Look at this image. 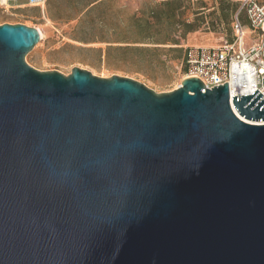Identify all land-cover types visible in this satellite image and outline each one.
Returning <instances> with one entry per match:
<instances>
[{"label":"water","instance_id":"obj_1","mask_svg":"<svg viewBox=\"0 0 264 264\" xmlns=\"http://www.w3.org/2000/svg\"><path fill=\"white\" fill-rule=\"evenodd\" d=\"M40 39L0 24V264H264V124L227 82L39 70Z\"/></svg>","mask_w":264,"mask_h":264},{"label":"rangeland","instance_id":"obj_2","mask_svg":"<svg viewBox=\"0 0 264 264\" xmlns=\"http://www.w3.org/2000/svg\"><path fill=\"white\" fill-rule=\"evenodd\" d=\"M90 1L46 0L43 6H32L25 0H8L0 4V24L23 23L42 30L41 39L25 55V61L39 70H57L67 75L73 67H79L99 77H131L156 92H167L186 78L183 55L187 46L217 45L230 39L234 11L224 19L222 9L227 4L237 9L240 4L239 0H185L184 16L191 20L192 11L201 10L197 20L200 25L180 38L179 44L162 45L156 43V29L166 27L167 20L153 26L152 38L141 40L131 18L144 10L145 3L154 7L160 0H102L92 11L93 22L86 29L74 28ZM120 6L122 9L117 11ZM241 19L248 24L244 13ZM256 34L246 29V43ZM168 46L175 49L167 50Z\"/></svg>","mask_w":264,"mask_h":264},{"label":"built area","instance_id":"obj_3","mask_svg":"<svg viewBox=\"0 0 264 264\" xmlns=\"http://www.w3.org/2000/svg\"><path fill=\"white\" fill-rule=\"evenodd\" d=\"M45 1L25 0L32 6L43 5ZM239 1L232 14L230 39H224L217 45L187 46L183 55L186 77L196 76L207 88L227 82L229 102L234 112L232 96L236 95L238 99L240 95L252 94L256 89L264 96V0ZM243 13L248 24L242 22ZM248 28L257 31L249 44L246 43ZM239 118L251 124H264V119Z\"/></svg>","mask_w":264,"mask_h":264},{"label":"trees","instance_id":"obj_4","mask_svg":"<svg viewBox=\"0 0 264 264\" xmlns=\"http://www.w3.org/2000/svg\"><path fill=\"white\" fill-rule=\"evenodd\" d=\"M102 0H91L87 6L86 10L82 14V16L78 19V22L75 24L74 28L86 29L85 27L89 26L94 18L92 16V11L94 8L101 3ZM185 0H160L155 3L154 7H150L148 3H145L144 10L139 14H133L131 16L132 20H134L135 25L139 28V32L141 35V40L150 39L153 37L152 28L156 24H160L163 21L167 20L169 24L166 27L157 26L159 28L156 29V34L158 35L155 38L156 43L162 45H177L179 44V39L184 38L186 34L190 31H194L200 25L197 22L199 16L201 15V10H193L192 11V19L184 16L185 7H183V3ZM117 11L122 9V6L116 8ZM236 7L233 4H227L225 9H222L223 15L222 17L225 19L229 15V11L235 12ZM83 31V30H82ZM83 40V39H81ZM85 40V39H84ZM143 42V41H139ZM133 43H138V41H134ZM136 49H140V46H133ZM157 47V46H156ZM160 48H154V50H159ZM167 50H174L175 46H168Z\"/></svg>","mask_w":264,"mask_h":264},{"label":"bare ground","instance_id":"obj_5","mask_svg":"<svg viewBox=\"0 0 264 264\" xmlns=\"http://www.w3.org/2000/svg\"><path fill=\"white\" fill-rule=\"evenodd\" d=\"M4 2H6L5 0H0V4L1 3H4ZM39 29V28H38ZM39 31H40V35L42 34V30L41 29H39ZM235 113L239 116V117H241V118H243L236 110H235Z\"/></svg>","mask_w":264,"mask_h":264},{"label":"crops","instance_id":"obj_6","mask_svg":"<svg viewBox=\"0 0 264 264\" xmlns=\"http://www.w3.org/2000/svg\"><path fill=\"white\" fill-rule=\"evenodd\" d=\"M44 5V4H43ZM43 5H41V6H43Z\"/></svg>","mask_w":264,"mask_h":264}]
</instances>
